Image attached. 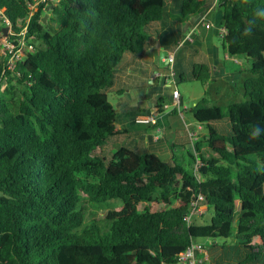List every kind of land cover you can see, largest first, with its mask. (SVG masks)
I'll list each match as a JSON object with an SVG mask.
<instances>
[{
	"label": "trees",
	"instance_id": "16d2710c",
	"mask_svg": "<svg viewBox=\"0 0 264 264\" xmlns=\"http://www.w3.org/2000/svg\"><path fill=\"white\" fill-rule=\"evenodd\" d=\"M37 2L0 0L13 33L26 28L13 69L0 55V264H178L204 239V264H264V0H216L223 48L250 63L244 100L222 107L202 97L191 108L207 134L185 162L146 147L108 152L126 133L108 94L127 57L178 44L207 1L58 0L33 10ZM209 72L196 64L180 77L205 84ZM199 194L211 217L189 223ZM214 247L236 257L217 262Z\"/></svg>",
	"mask_w": 264,
	"mask_h": 264
},
{
	"label": "crops",
	"instance_id": "0c3cea01",
	"mask_svg": "<svg viewBox=\"0 0 264 264\" xmlns=\"http://www.w3.org/2000/svg\"><path fill=\"white\" fill-rule=\"evenodd\" d=\"M206 1L207 8L191 17L182 26L178 44H173V40L170 39L162 40L164 43L157 41L142 57L133 60L127 57L123 61L122 72L112 90L121 92L120 95L115 93L116 124L121 130L126 131L116 140L119 145L136 151L146 147L163 161H169L174 151L180 161H187L194 142L207 134L205 127L199 124L191 113V108L202 98L201 94L186 99L181 94L178 83L182 81L181 74L186 79L191 77L196 64H206L209 67V79L204 84L207 90L211 85L224 82V89L212 88L211 95L204 92L203 97L208 95V98L206 97L208 100H218L220 92L223 93L227 85L236 82L242 85L239 92L243 96L246 76L242 73L243 70L239 71L233 64L228 63L230 61L243 66V61L230 57L223 48L220 40L221 9L217 7L216 0ZM206 24L210 26L206 27ZM187 35L189 38L184 41ZM173 52L175 85L180 93L179 109L173 107L174 86L166 77L168 71L165 62L162 61L163 56ZM227 90L231 92L232 89ZM216 104L221 106L219 101ZM142 112L156 114V124L137 123L135 116Z\"/></svg>",
	"mask_w": 264,
	"mask_h": 264
},
{
	"label": "built area",
	"instance_id": "2783aa9c",
	"mask_svg": "<svg viewBox=\"0 0 264 264\" xmlns=\"http://www.w3.org/2000/svg\"><path fill=\"white\" fill-rule=\"evenodd\" d=\"M58 0H39V2L33 4L31 8L34 10L40 3H49V2H57ZM0 26L2 29L4 27H7L6 35H2L1 39V32L0 31V55L4 56L6 58L5 67L8 69H13L16 62L19 61L22 57V51L25 47V40L24 35L26 28L18 33L15 34L12 31L11 24L9 22V19L3 14L2 11H0ZM209 24H206V27H209ZM1 29V30H2ZM225 31L221 29L220 35H224ZM14 36H17L16 38H13ZM189 35H187L184 38L185 40H188ZM29 49H32V46L28 47ZM2 51V53H1ZM175 56L174 52L169 53L166 56L162 57V61L165 62V65L167 66V79L171 82V85L174 86L172 90V102L173 107L175 109H179L180 107V93L178 88L176 87V80L174 79L175 73L173 70V64H174ZM158 76V75H156ZM5 85H1V89L4 88ZM135 121L139 124H146V125H153L157 122V116L156 114L152 113H139L135 116ZM199 165V162H196L194 165V169L197 172V167ZM204 198L201 194L197 195L195 198L192 199L191 202V209L190 214L185 217V219L190 223L191 222V216L196 215L197 212H199V208L201 203H203ZM203 212V211H201ZM209 253H208V247L204 243H192L184 252H182L179 255L178 258V264H204L208 261Z\"/></svg>",
	"mask_w": 264,
	"mask_h": 264
},
{
	"label": "rangeland",
	"instance_id": "374dc122",
	"mask_svg": "<svg viewBox=\"0 0 264 264\" xmlns=\"http://www.w3.org/2000/svg\"><path fill=\"white\" fill-rule=\"evenodd\" d=\"M2 35H3V33L1 32V39H2ZM5 35H3V36H5ZM1 53H2V51H1ZM241 59H243V58H241ZM228 63L229 64H233L234 65V68H236L239 71L240 70H243V71L248 70L249 69V64H250V63L248 64V62L246 60L243 61V66L236 65L235 63L230 62V61ZM244 75L247 76V74H244ZM178 83H180L179 84V87H180L181 94L186 99L187 98L188 99L189 98H193L197 94H201V97H203L204 96L203 95L204 92H207V94L211 95V93L213 91L212 88H220V87L222 88L223 87V89H224V82H220V84L218 83L217 85H211L210 87H208L209 88L208 90H207V87H205V85L202 84L199 81L198 82H186V83L185 82H182V81H179ZM241 87H242V85L240 84V82H236L234 84L227 85L226 88H225L226 90H224L223 93L220 92L219 99L218 100H215V101H212V102L213 103H217V101H219V104H221L222 107H226V106H228L230 103H232L234 101H236V102L243 101L244 100V97L242 96V93L239 92V89H241ZM228 88H231L232 89L231 92L227 90ZM205 97L208 98V95H205ZM108 98H109V101L114 105V107H116L117 106V97H116V94L114 92H109ZM229 98H231V99H229ZM215 127L217 129H222V130L223 129H227L228 122L226 120H223V121L219 122L217 125H215ZM205 130H206V128H205ZM118 146H119L118 142L117 143L108 142V144L105 147V149L109 152V150L113 151ZM120 206H117L116 207V202H112L111 203V208H114V209L116 208L118 210ZM201 211H203V213H205V215L203 217H200V215H199L200 213H202ZM92 212L95 214L94 216H99V217L100 216H103L105 214V211H98L97 212L96 210H92ZM88 215H89V213H88ZM196 215L197 216H195L192 219V222L198 223V224L207 222L209 220V218L211 217V213L210 212H207L206 206H205L204 203H201L200 208H199V212H197ZM199 241L202 242V243H205L207 246L211 242V240L206 241L205 239L204 240H199ZM220 241H222V240H220ZM220 241L219 240H216L215 242L218 243ZM228 242H227L228 244H231L230 241H228ZM211 253H212V259L215 260V261H217V262L220 261V260H225V259L234 260V258L236 257L235 254H234V252H232L230 250V248L228 249L227 247H226V250L225 251H222L219 248L214 247L211 250Z\"/></svg>",
	"mask_w": 264,
	"mask_h": 264
},
{
	"label": "clouds",
	"instance_id": "9594fccd",
	"mask_svg": "<svg viewBox=\"0 0 264 264\" xmlns=\"http://www.w3.org/2000/svg\"><path fill=\"white\" fill-rule=\"evenodd\" d=\"M257 16L264 17V10H259L257 12ZM258 135H260L259 129H257L256 132H254L252 136L256 137Z\"/></svg>",
	"mask_w": 264,
	"mask_h": 264
},
{
	"label": "water",
	"instance_id": "95a60500",
	"mask_svg": "<svg viewBox=\"0 0 264 264\" xmlns=\"http://www.w3.org/2000/svg\"><path fill=\"white\" fill-rule=\"evenodd\" d=\"M47 18H48V14H45V15L43 16V18H42V21H43V22H46ZM6 31H7V28H6V27L2 29V33H3V35L6 34Z\"/></svg>",
	"mask_w": 264,
	"mask_h": 264
}]
</instances>
